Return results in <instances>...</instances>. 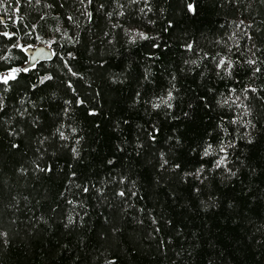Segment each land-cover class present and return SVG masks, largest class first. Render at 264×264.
Wrapping results in <instances>:
<instances>
[{
    "label": "trees",
    "instance_id": "1",
    "mask_svg": "<svg viewBox=\"0 0 264 264\" xmlns=\"http://www.w3.org/2000/svg\"><path fill=\"white\" fill-rule=\"evenodd\" d=\"M12 67L0 264H264V0H0Z\"/></svg>",
    "mask_w": 264,
    "mask_h": 264
},
{
    "label": "rangeland",
    "instance_id": "2",
    "mask_svg": "<svg viewBox=\"0 0 264 264\" xmlns=\"http://www.w3.org/2000/svg\"><path fill=\"white\" fill-rule=\"evenodd\" d=\"M52 42L53 41H52L51 38H39L37 40V42L32 43V44L23 45V47L24 48H28V47H35L38 44H44V45L52 48V45H51ZM238 42H239V40H236L235 44H238ZM23 67H25V66H23ZM12 69H19V67H12L10 69H7L5 71L0 72V74L10 73ZM235 93H236L235 90L231 92V94H235ZM238 96H239L238 99L232 98L231 100H230V96H228L227 97V100L229 102H231L234 105V107H236V109H235L236 110V113H238V114L246 113V108L249 107V104L247 102L245 103V100L247 99L248 96L247 95H244V94H242L241 96L240 95H238ZM225 147H226V144H222V146L219 148V150H222L223 149V153H221L220 151H217V153L215 152L217 154V158H216L215 165H217L218 161L223 158L224 161H225V163L223 164V166L227 169V165H226L227 164V160H226Z\"/></svg>",
    "mask_w": 264,
    "mask_h": 264
},
{
    "label": "water",
    "instance_id": "3",
    "mask_svg": "<svg viewBox=\"0 0 264 264\" xmlns=\"http://www.w3.org/2000/svg\"><path fill=\"white\" fill-rule=\"evenodd\" d=\"M28 54V61L23 65L25 67L33 65L39 60H46L52 57V48L44 45L38 44L35 47H28L25 49ZM22 66V67H23ZM23 67V68H25Z\"/></svg>",
    "mask_w": 264,
    "mask_h": 264
},
{
    "label": "snow or ice",
    "instance_id": "4",
    "mask_svg": "<svg viewBox=\"0 0 264 264\" xmlns=\"http://www.w3.org/2000/svg\"><path fill=\"white\" fill-rule=\"evenodd\" d=\"M89 2H91V0H89ZM189 9L190 10H193L192 8V5H189ZM5 35H8L7 33H5ZM143 38H147V37H144L143 34L141 33L140 34ZM254 63V61H252ZM224 61L222 60L220 62V65L223 66L224 65ZM231 67L230 63H229V68ZM259 70V69H257ZM19 71H27V69H12L10 73H6V74H0V79L3 80L4 83H7L9 79H15V73L19 72ZM45 79H50V77H46ZM171 98V97H169ZM155 106H159V105H155ZM223 150V149H222ZM209 152H210V148L209 149H206L205 152H204V155L207 156L209 155ZM225 163L224 159L222 158L221 160L218 161L217 163V167L223 165ZM202 170V169H201ZM120 195H123V193H120Z\"/></svg>",
    "mask_w": 264,
    "mask_h": 264
}]
</instances>
